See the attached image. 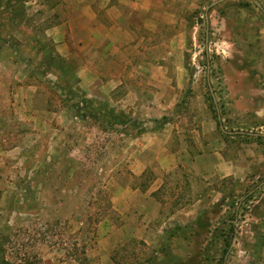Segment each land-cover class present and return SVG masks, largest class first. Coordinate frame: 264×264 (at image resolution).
<instances>
[{"label":"rangeland","instance_id":"374dc122","mask_svg":"<svg viewBox=\"0 0 264 264\" xmlns=\"http://www.w3.org/2000/svg\"><path fill=\"white\" fill-rule=\"evenodd\" d=\"M55 1L0 0V264H264V138L223 134L207 86L216 0L165 1L132 73L165 82L126 108L124 86H79L78 57L44 66ZM208 20L221 124L264 134V14L225 0ZM162 129L171 166L135 174Z\"/></svg>","mask_w":264,"mask_h":264},{"label":"crops","instance_id":"0c3cea01","mask_svg":"<svg viewBox=\"0 0 264 264\" xmlns=\"http://www.w3.org/2000/svg\"><path fill=\"white\" fill-rule=\"evenodd\" d=\"M165 1L56 0L49 7L56 23L45 31V35L51 39L60 57H78L77 77L82 89L93 87L91 92L94 95L112 101L108 94L124 86L127 92L115 101V105L121 108L137 107L144 101L143 91L137 87H159L165 82L142 77H135V84L132 81V73L148 71L147 49H144L146 37L143 32L149 31V23L159 22V16L165 15ZM32 4L46 6L48 0H32ZM169 138V130L165 129L143 133L137 139L141 150L148 149L157 152V155L136 159L132 167L137 172L133 173L141 175L152 165L161 167L159 170L168 169L172 164L166 154ZM160 160H164L165 164ZM162 183L152 192L159 189Z\"/></svg>","mask_w":264,"mask_h":264},{"label":"water","instance_id":"95a60500","mask_svg":"<svg viewBox=\"0 0 264 264\" xmlns=\"http://www.w3.org/2000/svg\"><path fill=\"white\" fill-rule=\"evenodd\" d=\"M225 0H216V1H213L211 2L206 8H205V12H204V19H205V53H206V68H207V71H206V79H207V86H208V90H209V93H210V96L212 98V101L215 105V110H216V113H217V121H218V125H219V128L221 130V132L223 134H226V135H229V136H234V135H244V136H250V137H257V138H264V134H260V133H251V132H243V131H237V132H228L224 129L223 125L221 124V117L219 115V110L217 108V102H216V98H215V95H214V92H213V89H212V86H211V83H210V80H209V69H210V63H209V54H208V33H209V20H208V12L214 8L215 6H217L218 4L224 2ZM254 6L259 9L263 14H264V10H263V7L262 5L257 1V0H250ZM264 185V183L260 184L259 186H257L256 189H258L260 186ZM255 191L252 190L250 191L247 195H250L252 194L253 192ZM231 249V246L228 250V252L230 251ZM227 258V256L225 257V259Z\"/></svg>","mask_w":264,"mask_h":264},{"label":"trees","instance_id":"16d2710c","mask_svg":"<svg viewBox=\"0 0 264 264\" xmlns=\"http://www.w3.org/2000/svg\"><path fill=\"white\" fill-rule=\"evenodd\" d=\"M46 46L44 45L43 46V49H45ZM47 53V58H45V60L43 61L44 63V66L46 67V69L49 70L50 66L51 65H56V66H59L60 68H64L66 66V62L63 58H61L54 50V48L49 45L47 48H46ZM53 54V55H52ZM52 68V67H51ZM218 122V121H217ZM233 232H234V225L231 226L230 228V233L233 235Z\"/></svg>","mask_w":264,"mask_h":264}]
</instances>
